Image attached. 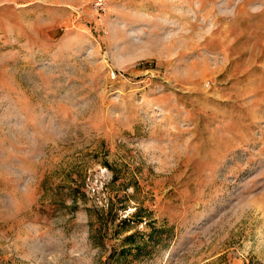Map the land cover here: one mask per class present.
<instances>
[{"label": "rangeland", "instance_id": "rangeland-1", "mask_svg": "<svg viewBox=\"0 0 264 264\" xmlns=\"http://www.w3.org/2000/svg\"><path fill=\"white\" fill-rule=\"evenodd\" d=\"M0 264H264V0H0Z\"/></svg>", "mask_w": 264, "mask_h": 264}]
</instances>
